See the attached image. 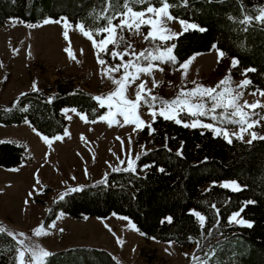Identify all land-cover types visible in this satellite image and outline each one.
<instances>
[{"label": "trees", "instance_id": "obj_1", "mask_svg": "<svg viewBox=\"0 0 264 264\" xmlns=\"http://www.w3.org/2000/svg\"><path fill=\"white\" fill-rule=\"evenodd\" d=\"M167 2L173 17L196 24L172 42L161 44L163 49L172 45L175 67L215 46L238 61L232 66L234 77L245 76L251 82L248 90L264 92V23L255 19L264 0ZM126 3L140 9L159 6L161 0H0V23L10 17L36 23L65 15L99 38L104 33L97 32L107 25L106 18L113 22ZM246 17H253L251 23L240 22ZM148 43L154 45V40L149 38ZM94 98L81 89L61 86L54 93L29 91L9 106H0V123L28 120L40 133L52 136L64 131L65 107H75L88 119L102 114L105 107ZM150 134L153 145L140 154L135 171L111 172L104 181L65 195L55 203L50 217L59 212L74 220L115 214L129 219L148 239L196 247L206 264H264V139L244 142L233 138L228 143L209 129L184 127L161 116L140 132L146 147ZM24 156L20 145L0 141V167H17ZM222 181H235L241 190L217 185ZM191 210L205 217L204 225ZM237 212L252 227L229 223ZM53 254L46 264H123L95 247H73ZM0 264H17L16 243L5 233H0Z\"/></svg>", "mask_w": 264, "mask_h": 264}, {"label": "rangeland", "instance_id": "obj_2", "mask_svg": "<svg viewBox=\"0 0 264 264\" xmlns=\"http://www.w3.org/2000/svg\"><path fill=\"white\" fill-rule=\"evenodd\" d=\"M129 6L134 11H146L149 6L159 8L161 4H149L140 9ZM124 11L123 7L121 13ZM149 17L157 18L153 14H146L142 19L147 20ZM46 20L53 22L45 23ZM180 21L196 25L175 18L164 21V26L171 33L179 35L184 31ZM120 22L119 15L112 23L116 25ZM79 25L80 22L74 23L65 15L57 18L48 16L36 23L10 17L0 23V106H9L17 96L33 91V85L47 93H54L61 86L64 90L81 89L94 97H106L117 90V85L109 76L114 79H122L124 76L122 67L118 72H108V69L133 61L142 67L151 63L152 68L149 73L138 74L139 78L127 87L126 96L135 99L139 85L144 83L145 89L151 90V96L157 98L156 108L141 103L137 115L144 124L137 126L135 123H125L119 115L108 117L107 106L94 119H88L86 113L68 106L63 109L66 119L64 131L52 136L40 133L28 120L21 123H0V141L20 145L25 151L24 159L17 167H0V225L6 226L13 233H23L28 237L26 244L36 245L51 253L73 247H95L108 251L123 264H194V257L203 261L202 251L196 247L183 248L174 242L148 239L139 233L129 219L119 215L74 220L62 212L51 218V211L55 203L62 200L61 197L74 192L72 189L104 181L114 171H131L127 170L130 163L137 169L140 154L153 145L151 134L146 147L145 142L140 139V132L156 116H160L158 112L161 99L172 101L180 96L182 90L194 91L197 86L217 88L221 81L230 80L227 87L234 90L233 95L241 94L238 101L240 105L245 102L264 105V95L260 94L263 91L248 90L247 86L239 87L247 78L234 77L231 70L235 59L220 56L221 51L215 46L209 51L192 54L176 67L172 60H168L167 55L163 60H145L140 57L136 61V56L140 53L145 56L149 53L155 56H159L161 52L166 53L167 48H172V45L163 49L161 44L172 42L175 38L167 42L155 39L154 45L149 44L148 39L152 37L148 34L152 28L141 23L138 31L135 28L131 31L127 28L118 30V46L104 45L102 47L105 50L101 51L100 47L94 46L93 41L82 34ZM65 31L68 33L67 38ZM106 35L104 33L99 38L93 37L98 44ZM66 49L72 51L75 59L69 57ZM133 51L135 55H132ZM110 52L129 54L124 55L122 61L118 56L110 55ZM108 56L110 60H107ZM99 60L105 63L100 64ZM189 61L188 68L185 69L183 65ZM129 71L135 72V69ZM223 87L217 88V91ZM192 102L204 103L206 109L212 107V101L207 97L202 100L197 97ZM153 110L157 112L155 117L151 115ZM112 111L115 112V108ZM244 111L256 123L251 128L245 126L243 131L241 125L230 122L238 118L226 114L224 109L197 117L187 114L185 110L177 114V119L188 124L194 120L211 124L217 130L227 131L228 138L244 142L253 139L252 133L257 138L264 137V108H245ZM212 116H216V119H212ZM102 117H108V120ZM109 120L112 121L111 126ZM219 136L228 140L222 134ZM42 137H47L51 143H46ZM56 137L61 139L57 140ZM232 182L235 181H222L217 185L223 187L222 185ZM191 212L198 213L195 210ZM233 224L240 225L235 222ZM41 226L48 234L36 236L34 233ZM14 242L16 243L15 240ZM16 246L17 249L20 248L17 243Z\"/></svg>", "mask_w": 264, "mask_h": 264}, {"label": "snow or ice", "instance_id": "obj_3", "mask_svg": "<svg viewBox=\"0 0 264 264\" xmlns=\"http://www.w3.org/2000/svg\"><path fill=\"white\" fill-rule=\"evenodd\" d=\"M129 2H135V0H129ZM110 3V0H109ZM125 11L120 14L121 16V22L119 24L114 25L112 23L111 18L107 19V25L103 28H101L97 34H103L107 33L104 39L100 40L97 44V41L94 39L93 34L90 30H86L85 26L83 24L79 25V29L88 39L93 41L94 46L100 47L101 51H104L105 49L102 47L104 45L112 44L113 46L117 45V34L118 30L123 31L124 28H127L129 31L133 30L135 28L137 31L139 30L140 24H146L150 25L152 28V31L148 34L152 37L153 40L159 39L163 42H167L170 39L176 38L178 34L171 33V30L166 28L164 26V21L166 20H173L175 17H173L170 12L168 11L170 5L168 4L167 0H161V6L159 8H155L153 6L147 7L146 11H134L132 7L129 6V4H124ZM146 14H153L156 19H153L149 17V19L144 20L142 19L145 17ZM125 17H128V19H125ZM253 17H246L244 20L240 21L241 23H251ZM255 19L259 22L264 23V8L259 10V14L255 17ZM53 21L46 20L45 23H52ZM58 22V21H56ZM181 25L183 26L184 30H188L189 28H196V25L192 24H185L184 21H180ZM67 27V25H65ZM201 31H204V29H200ZM65 37L67 38V31L64 33ZM66 51L69 53V57L72 59H75L74 54L70 49H66ZM110 55L113 57H119L123 61L124 55H128L129 53H117V52H110ZM132 55H135L134 51ZM167 55L168 60H175V57L172 55V48L169 47L165 52H161L159 56L152 55L149 53L147 56H145L144 53H140L136 56V61H139L140 57H144L145 60H163L164 56ZM224 53L220 52V56H223ZM100 64H104L105 61L99 60ZM189 62H186L183 67L185 69L188 68ZM238 63V61L233 60V66H235ZM124 69V76L122 79H114L111 76H109L110 79H113V83L117 85V90L110 93L106 97H95L94 99L97 100L100 107H105L109 109L108 117H115L117 115L123 117L125 123H135L137 126H140L144 124V121H142L139 116L137 115V109L140 106L141 103H146L150 108L155 109L156 108V101L157 98L154 96H151V90L145 89V84L141 83L139 85V91L136 92L135 99L127 98L126 96V90L127 87H129L132 83L135 82L139 78V73H149L151 71L152 65L149 63L147 67H142L139 63L130 61L128 63H123L119 66H114L110 69H108V72H118L120 71V68ZM129 69H135V72H130ZM248 71H255V69H249ZM108 72L105 73V75L108 74ZM251 82L247 79H245L239 87H246ZM230 84V80H224L220 82V85L217 86V88H220L221 86H224L222 90L217 91V88H203L201 86H197V89L194 91H181L180 96L176 99H173L172 101H165L161 99L159 101V112L158 114L163 117L164 119H173L177 124L183 123L180 119H177V114L181 111H187V114L197 117V116H204L207 115L209 112L215 113L217 109H224L226 114L231 115L232 117H237L238 119L232 120L230 122L237 123L241 125L242 131L244 130L245 126L247 128H251L255 125L256 122L251 121L250 114L245 112V108L249 109H256V108H264V105H261L259 102L256 104H248L245 102L243 105H240L238 101L241 98L240 93H236L233 95V89L227 87V85ZM34 90L36 89V86L33 85ZM143 93V95H142ZM261 95H264V92L260 93ZM255 95V93H253ZM145 96L148 98L145 99ZM199 97L201 100L204 97H207L210 101H212V107L210 109L205 108V104L201 102L193 103L192 101ZM115 108V112L112 111V109ZM230 110V111H229ZM75 111V110H73ZM151 115L155 117L157 115V112L153 110L151 112ZM108 117H102V119L108 120ZM82 119H85V122H88L84 116L81 117ZM212 119H216V116H212ZM264 119V117H262ZM94 122V121H93ZM112 125V121L109 120V126ZM184 127H202V128H209L211 129L216 135H223L225 138H228L227 131L223 130H217L214 128L211 124L202 123L199 120H194L191 124L183 123ZM150 127V125H149ZM252 138L256 139V134L252 133ZM46 143H51V141L48 140L47 137H42ZM241 138L242 137H237ZM261 139H264V137H260ZM57 140H60L61 137H56ZM228 143H231V139L228 138ZM127 170L135 171V168L132 166V163L129 164V168ZM160 171H163V169H160ZM37 182H39L37 180ZM225 188H232L235 191H239L240 186L236 184L235 182H232L231 184H224L222 185ZM80 189H72V191H79ZM63 199V197H61ZM248 203H253L252 201H249ZM195 215L201 225L205 222V217L202 216L199 213H193ZM240 216V212H237L232 215V217L229 220V223H238L241 226L246 227H252V224L248 221H245L244 219H237ZM169 222L171 221V218H168ZM54 227V225H53ZM62 231V230H61ZM0 233H6L8 236H10L13 240L16 241L17 244L20 245V248L17 249L18 251V257H17V264H46L45 258L50 257L54 255L53 253L43 249L39 248L36 245H30L26 244L25 241L28 239V237H25L23 233L16 234L13 233L11 230H8L6 226L0 225ZM36 236H39L41 234L47 235L48 233L44 232L43 226H41L39 229H37L34 233ZM19 237H24V239H20ZM119 242V241H118ZM194 264H206L204 261H200L198 257H194Z\"/></svg>", "mask_w": 264, "mask_h": 264}]
</instances>
